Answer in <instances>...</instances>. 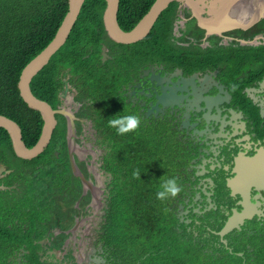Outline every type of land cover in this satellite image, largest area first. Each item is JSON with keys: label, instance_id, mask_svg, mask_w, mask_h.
<instances>
[{"label": "flooded vegetation", "instance_id": "1", "mask_svg": "<svg viewBox=\"0 0 264 264\" xmlns=\"http://www.w3.org/2000/svg\"><path fill=\"white\" fill-rule=\"evenodd\" d=\"M199 6L214 23L174 0L129 44L88 22L91 45L44 76L50 150L0 153V264H127L109 226L133 186L155 215L137 218L133 264H264V0ZM123 115L139 126L121 135L108 121ZM169 177L182 190L160 200Z\"/></svg>", "mask_w": 264, "mask_h": 264}, {"label": "trees", "instance_id": "2", "mask_svg": "<svg viewBox=\"0 0 264 264\" xmlns=\"http://www.w3.org/2000/svg\"><path fill=\"white\" fill-rule=\"evenodd\" d=\"M154 0H119L117 21L119 26L128 31L145 15ZM105 0H85L79 15L69 33L63 46L53 54L49 62L31 80V91L45 99L43 91L46 83L49 82L44 76L53 73L60 63H67V57L72 56L74 51L91 45L94 35L88 22L100 26L98 31L99 39L104 35L103 11ZM69 7V0H0V114L15 121L21 128L22 139L27 147L35 144L36 137L27 136L25 123L29 120L32 130L35 133L41 131L43 121L39 113L30 109L21 99L18 89V81L24 66L35 57L55 36ZM168 9V8H167ZM167 9L164 10L154 26H160L165 21ZM162 27L159 32H161ZM98 46H96L97 49ZM87 52H82V57ZM55 90L54 88H52ZM50 147L42 154L48 152ZM0 153L14 154L10 138L5 129L0 127ZM148 195L146 200L145 195ZM156 193L152 188H143L141 191L142 201L151 206L152 198L149 194ZM152 194V195H154ZM137 192L133 186L131 191L126 193L124 209H118L115 199L112 201L110 213L109 233L113 236L114 247L117 248L120 242L125 243L128 263L133 264L135 257H131L135 247V225L137 218H144V223L150 217V207L143 204L137 208ZM124 213L126 222L120 224L119 213ZM124 227L122 236L119 235L120 227ZM159 251V249H158ZM160 253V252H159ZM191 254V262L195 257Z\"/></svg>", "mask_w": 264, "mask_h": 264}, {"label": "water", "instance_id": "3", "mask_svg": "<svg viewBox=\"0 0 264 264\" xmlns=\"http://www.w3.org/2000/svg\"><path fill=\"white\" fill-rule=\"evenodd\" d=\"M85 0H69V7L61 24L59 25L55 36L35 57H33L22 69L18 89L19 95L27 106L40 113L43 120L42 132L39 140L31 147H27L22 139L21 129L19 125L12 119L0 114V127L5 129L13 148L15 155L18 157H35L39 155L47 146L51 137L52 130L55 125L54 111L45 101L35 97L30 89V82L32 78L43 69L49 62L51 56L65 43L69 33L79 15L81 7ZM174 0H154L145 15L138 21V23L130 30H123L117 21V12L119 7V0H105L106 6L103 11V24L107 35L118 43H134L147 36L153 24L161 14V12ZM182 1L189 9L192 10L193 15L197 17L201 25H208L212 20H204L201 14L204 12L200 3L206 0H178ZM214 23V22H212ZM70 157L71 154H70ZM84 183L86 179L78 173ZM231 228V225H226L221 233Z\"/></svg>", "mask_w": 264, "mask_h": 264}, {"label": "clouds", "instance_id": "4", "mask_svg": "<svg viewBox=\"0 0 264 264\" xmlns=\"http://www.w3.org/2000/svg\"><path fill=\"white\" fill-rule=\"evenodd\" d=\"M108 123L110 126L116 128L117 133L123 135L124 133L131 132V131L137 129L139 126V119H138V117H135V116L123 115V116H118V117L110 119L108 121ZM45 148H44V150H45ZM135 175L139 176V172H136ZM181 190H182V188L179 185V182L177 181V179L174 177H169V178H164L161 181V183L159 185V190L157 191L156 195H157L158 199L165 200L169 197H175L178 193L181 192Z\"/></svg>", "mask_w": 264, "mask_h": 264}, {"label": "rangeland", "instance_id": "5", "mask_svg": "<svg viewBox=\"0 0 264 264\" xmlns=\"http://www.w3.org/2000/svg\"><path fill=\"white\" fill-rule=\"evenodd\" d=\"M121 108V107H120ZM117 184L118 185H121L122 184V180H117ZM116 197L117 198H119V197H121V196H123L124 194H125V190H123V189H120V188H116ZM150 196L152 195V194H149ZM126 207V205H125V203H124V208ZM123 208V209H124ZM122 213V212H121ZM121 213H119V214H121ZM123 215H119V217H120V219H121V221H126V218L124 217V213H122ZM120 227V231H119V235L118 236H122V234H123V231H124V227L123 226H119Z\"/></svg>", "mask_w": 264, "mask_h": 264}]
</instances>
